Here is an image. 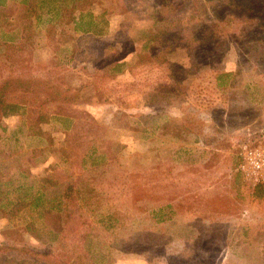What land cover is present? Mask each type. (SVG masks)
<instances>
[{"label":"rangeland","instance_id":"obj_1","mask_svg":"<svg viewBox=\"0 0 264 264\" xmlns=\"http://www.w3.org/2000/svg\"><path fill=\"white\" fill-rule=\"evenodd\" d=\"M40 1L0 6V80L35 89L0 115V264H264L235 172L264 146V0Z\"/></svg>","mask_w":264,"mask_h":264},{"label":"trees","instance_id":"obj_2","mask_svg":"<svg viewBox=\"0 0 264 264\" xmlns=\"http://www.w3.org/2000/svg\"><path fill=\"white\" fill-rule=\"evenodd\" d=\"M7 0H0V6H4V4L6 3ZM14 1L16 4L20 5L21 7L27 8L30 6V4L34 1V0H11ZM40 1L39 4L41 3L42 6L46 4V7L49 8V6H51V9L46 17H49L48 19H52L53 22L58 21L61 17V9L60 6H56L57 1L56 0H47L46 2ZM85 1V0H82ZM75 2V1H74ZM59 3L64 4L63 1H60ZM78 3V2H77ZM74 4H72L73 6ZM72 11H75L73 18L76 17V13H78V16H85L86 17H92L91 13L86 14L85 8L82 9H77V8H73ZM36 19H38V16H35ZM94 19L95 18H91L89 20V22H87L84 25L85 30H88V27L94 25ZM75 22V19L73 20ZM93 22V23H92ZM77 26V25H76ZM25 82H21V80H19L18 78H6V79H2L0 80V115H5L6 113H10L12 111V109H14V104H9L8 101L9 99L13 98V97H23L26 94L34 93L35 89H31L30 86H26ZM255 189V188H253ZM252 189V190H253ZM50 264H70L67 261H65L64 259H58L55 258L52 261H50Z\"/></svg>","mask_w":264,"mask_h":264},{"label":"built area","instance_id":"obj_3","mask_svg":"<svg viewBox=\"0 0 264 264\" xmlns=\"http://www.w3.org/2000/svg\"><path fill=\"white\" fill-rule=\"evenodd\" d=\"M238 159L235 172L242 183L251 189L264 186V146L243 145L239 149Z\"/></svg>","mask_w":264,"mask_h":264},{"label":"crops","instance_id":"obj_4","mask_svg":"<svg viewBox=\"0 0 264 264\" xmlns=\"http://www.w3.org/2000/svg\"><path fill=\"white\" fill-rule=\"evenodd\" d=\"M76 15H77V16L75 17V20H76V19H79L78 13H76ZM80 17H81V16H80ZM76 21H77V20H76Z\"/></svg>","mask_w":264,"mask_h":264}]
</instances>
